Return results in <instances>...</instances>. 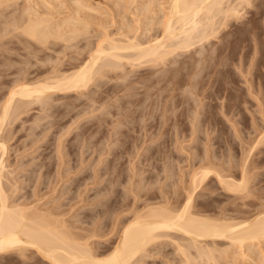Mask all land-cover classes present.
I'll use <instances>...</instances> for the list:
<instances>
[{"label": "rangeland", "instance_id": "obj_1", "mask_svg": "<svg viewBox=\"0 0 264 264\" xmlns=\"http://www.w3.org/2000/svg\"><path fill=\"white\" fill-rule=\"evenodd\" d=\"M43 1L44 0H0V16L2 19H4V17L5 19L7 18V20L4 19L5 22H3L4 20L1 21L2 19L0 18V28L5 30L8 22L15 20V17L13 19L14 14L15 16L19 14L20 16L18 18H20L21 15L25 18L26 14L23 13L25 12L24 8H26L27 6H29L27 7L28 9L32 7L34 8L32 9L33 11L37 10L35 11L37 12L36 14H40V12L42 14L47 11L44 15H42L44 17L47 16V13H50L54 10L51 13L55 14L50 15H56L55 19L60 20L64 19L63 17L66 18L67 15V17H69V15L71 14H76L75 18H81V16L83 15V13L82 15H78V13L70 12V10L72 11L71 5L75 3L76 0H55L56 2L54 0ZM52 1L54 4H56L55 6ZM81 1L82 3L85 1L84 5L89 7L91 6V10L88 9L90 11H87L86 8V13L89 12L91 13V15L93 13V15H95L96 17L101 15L99 16V20L100 17L101 19L105 20L102 24L95 18L94 20H96L99 24H97L94 20L93 22L91 21L92 24L90 23V26L92 27L89 26V28L90 30L92 28L93 32L92 30H88L89 32H87L86 34H81L80 36H77L78 38L75 37L72 43L71 41L69 42V45L64 41L56 40L55 43L57 45L52 42V44L49 45L50 47H47L48 51H46L47 49H43L41 52H39L40 47L38 48L37 44L33 41L32 43H35L36 45H31L30 40L27 42L26 39H28V37L23 36L26 39L24 40V44L22 43V39H24L22 37L23 34L21 33L22 35L20 36V33H18L20 31L18 29H12V27L8 25L9 27L8 29L6 28V31H8L10 28V30H12L11 34L6 33L5 35V31L2 32L4 35L0 34V64H2L0 65V77H2L0 78V101L7 94L6 92H8L13 80L15 81L21 77L23 78L24 75V77L29 79L31 78L33 80L36 79L37 76L38 78L39 76L41 78L42 75V77H44L52 69H57L61 72L65 69V71L72 70L71 68H74L76 64H79L84 59L86 60V57L89 56V50H91L92 52L93 48L95 47L94 45L98 42V38L101 39L106 32L109 33V36L113 37L116 35L115 38L117 36L119 38L120 35L118 33L119 31L121 32L120 29L125 28V25L122 24H124L126 21V23L130 21L128 24L133 31H135L136 27L138 26L135 22L136 20H140V26L146 27V21L148 22L147 27H149L150 25H154L150 26V29L146 27L148 30L141 28L142 30L144 29L145 31H147L148 34L147 32H144V34L142 30H138L139 33L142 31L141 34H138L137 32V38L140 41H145V39L149 40V36H151L150 38L152 39L155 36H159L162 32V29H160L159 27L160 21H162L164 18L162 17L164 11H167V5H163L167 2L165 0H154L155 2L152 0L151 6L149 4V2H151L150 0H132L131 3H129L130 0ZM41 2L42 4H44L43 6L41 4H38ZM248 2L249 3H247V5H245V3L243 2L241 6L239 5L240 7L238 6L239 14L235 15L237 16V18L231 16L230 20L227 21L228 23H226L227 25H223L222 28L220 27L215 36L210 37L209 40L203 41V43L201 44L199 43L192 45V48H177L176 50L178 51L175 50V52H172L173 54L170 53V55H167L168 58H165L164 61L157 63H151L148 61V63L146 61L144 62V59H142V62L138 61V64L136 63V61H131L132 63L134 62L133 64H131L130 60L128 61L126 60L127 58H125V60L123 59L121 61V63L123 62L122 66H120L121 70L119 67L118 70L115 69V71L112 70L109 72L104 68V70L102 69L103 71L101 70L102 72H106L102 73L103 76H101V74L99 75V77H97L98 75L96 74V80L93 79L94 82L89 83V85H91L89 86V88H87L88 91L87 89H85V91L82 89L83 92L82 90L57 91L50 93V95L48 94L49 97L46 94L43 95V97L40 98V101H33V103L29 102L30 104L24 103L26 110L24 107L21 109H23L25 113L21 112V116H19V114L16 119L12 121L14 122L13 124L11 122V124L7 125L8 128L5 126L9 130V132L8 130H5L3 132L8 147L6 152L7 168H5V171H9L8 173L10 174L12 172V174L10 175L6 173V171L5 176L7 177V179L10 176L9 179H11V181L13 180L12 178H15L13 181L16 180V185L19 186L18 188H16L17 191L15 190L16 192H14V194L10 197V199L8 198V200L26 204H29L30 202V204H35L34 206H36L40 210L42 209L44 211L46 208L47 211H51L50 213H55L56 215L58 214V216L63 214L59 217L64 220L67 219L65 222H67L70 227H77L78 229L76 228V230H81V228H83V230L86 229L88 231H96L95 237L93 236L92 240H95L98 243L97 245L101 247L104 245L112 244L116 239L117 234L119 233V229L121 228L124 221H126L127 218H131L133 214H135V210L137 212L142 209V206H146V204L148 205L150 202V204H157V202H163L165 201V199H170L169 203L173 204L177 201H183L187 194V188H189V190L191 189L190 187L192 183V175L197 170H199V168H202L204 164L207 165L208 168L211 167L210 169L219 168L217 170H214H216L221 176L223 175L222 178L230 180L231 178H233L234 182L236 181V183H239V181L242 180V177H246L244 179L246 180V183L244 181L242 182L245 183V187L239 188L238 190H231L225 187L224 183H220L219 179L214 176L215 174L213 175L211 173L201 182L200 185L197 186L198 188L196 187L197 189L194 191L195 200L193 199V207L191 208L193 212L196 211V213H198V211H200L199 214L204 215L205 213V215L214 217H222L227 215L226 217L228 218L235 217L237 219L239 218L238 220H241L243 218L245 219L249 217V215L253 216L260 211H264V1L248 0ZM9 3L15 6L11 7ZM160 3L162 5H160ZM18 4L20 5L18 6ZM51 4L53 7H51ZM66 4L69 6H67ZM146 4L147 6L149 5V8L146 7ZM38 5H40V7ZM136 6H138L139 8H137ZM144 6L146 10L148 9L147 11L142 8ZM58 7H60L61 9ZM17 8H19L20 10H17ZM44 8L47 9L44 10ZM120 8L122 11L120 10ZM48 9L51 11H49ZM58 9L59 11L61 10V12H59ZM137 9H140L138 10L139 13L136 12ZM21 10L22 14L19 13ZM118 10H120L119 13L117 12ZM125 10L126 12H123ZM144 10L146 11V13H144ZM83 11H85V8L81 10V12ZM94 11H98L99 15ZM154 12L157 14L155 15ZM120 13L124 16H122V18H125L124 23L123 20H121L122 18H120ZM124 13L126 15H124ZM134 13L136 15H134ZM138 14L139 16L137 17ZM73 15H71L70 17H74ZM152 20L153 24H149V22L152 23ZM106 21H108L110 24L108 22L106 23ZM2 22L4 25L2 24ZM133 22L136 24H134ZM100 23L104 25L105 28L100 25ZM131 23H133V26H131ZM65 27L66 26H64V30L66 31V29L68 28ZM93 27H95L96 29ZM114 31L115 34L113 33ZM129 31L131 30L129 29ZM133 31H131L132 33H130L133 34ZM111 32L113 33L112 35H110ZM98 33L100 35H102L103 33L104 34L100 36ZM141 35H143V37ZM144 35L145 37H147L145 38ZM75 40H78V43L76 42L77 45L74 43ZM173 41L175 40L172 39V42ZM25 42L31 45L33 49L31 47L29 49V45L28 48H25V46H27ZM89 43L91 44V47ZM205 43L207 44L205 45ZM51 46L53 47L51 48ZM9 50L12 53H10ZM200 51H202L203 53ZM71 58L73 60H71ZM181 59L184 61H182ZM197 60L199 61L197 62ZM193 61L196 63H193ZM7 62L10 63V66L12 62L14 63H12L11 69H9ZM5 64L6 66H4ZM21 71H25V73L23 72V74ZM157 73L159 74L156 75ZM120 75H122L123 77H121ZM109 77H111L112 79H109ZM129 77L131 78V80ZM140 79L142 81H140ZM157 79L159 80V82H157ZM98 80L101 83H99ZM116 81H118V83ZM191 83L193 84L190 87ZM127 84L129 87L128 91L125 89L127 88ZM192 87L194 90L192 89ZM201 90L205 92L203 93ZM124 92L127 94H125ZM180 92H183L182 95ZM94 94L97 95L95 96ZM171 96L173 97L171 98ZM46 100L48 104L45 103ZM126 100L131 107L127 105ZM146 101L148 103H146ZM42 102L45 105H42ZM112 102H114L115 104H113ZM169 102H172L173 104H170ZM170 106H172V109H170ZM200 106L202 107L200 108ZM166 107H168L167 110ZM114 108H117V110ZM162 110L166 112H163ZM198 110H200V112ZM195 112H197V114ZM152 113H156L157 115H154ZM169 113H171V115ZM193 115L197 120L194 119ZM150 116H152V119ZM198 116L200 117L198 118ZM117 117L119 118V121ZM36 120L40 121L38 122ZM110 120L114 122L110 123ZM131 120H134V122H132ZM137 120H141L140 123L139 121L135 122ZM164 120L166 121L167 125ZM129 121H131L132 124L129 123ZM121 124L124 126L121 127ZM197 125L199 126L197 127ZM117 126L118 128H116ZM129 126L132 127L130 128ZM107 127L110 129H108ZM97 128L99 129L97 130ZM115 128L118 130L114 131ZM108 132L111 135H109ZM9 134L11 136H9ZM107 135L109 139L111 138L109 141L107 139ZM137 135H139V137ZM87 138H90L93 141H90V139L88 140ZM88 143L93 145L91 146ZM148 144L150 145V147ZM154 146H156V148H154ZM206 146L209 150H207ZM205 148L207 151L205 150ZM104 151L106 153H104ZM61 152H63V154ZM100 154L101 157L99 156ZM96 160H98V162L100 161L99 164ZM113 161L115 164L111 163ZM130 163H132V165ZM111 167L115 168L113 169ZM207 167L205 166V168ZM37 169H40L41 171H38ZM112 170L114 171L111 175ZM166 170L168 171V173L166 172ZM95 173H97V175ZM130 177L131 180L129 179ZM107 178L109 180H107ZM140 179L143 181H141ZM18 180L21 181V183ZM35 181H37V183ZM4 182L7 193L9 195V183L7 181ZM23 184L25 185L23 186ZM103 184L106 187H104ZM140 186H142V188L144 186L145 187L141 189ZM63 189L64 192H62ZM104 189L107 190V193ZM99 191L101 195L98 194ZM95 195L99 196L96 197ZM14 196L17 199H15ZM23 198L27 202L24 201ZM35 201L37 203H35ZM132 203H134L135 205ZM89 210L91 211L89 212ZM116 219L118 222L116 221ZM80 226L81 228H79ZM89 228L91 230H89ZM97 231L100 233L99 236H97ZM101 234L104 236H102ZM168 238L163 237L153 245H149L151 247H147V251L149 252L147 254L149 255H147V257L145 255L143 258L146 261L145 264H171V262L172 264H174L173 262L175 261V264H177L179 261L181 262V264L184 263V259L181 258L180 253L178 254V251L175 249L176 244H174L173 240H170V238ZM227 241V239L219 238L217 239V244H215L216 246L220 245L217 247L224 248V246H227ZM202 243H204V241ZM261 245L264 246V243H262ZM251 246L252 249L255 248L256 252L261 250L258 248V244H255L256 247L254 245ZM174 249L176 250V252L174 251ZM231 249L232 251L234 249L233 252L235 253H233V255L231 254ZM231 249L229 251L231 252L229 253V257L228 255L227 257L224 256L225 258L221 256L223 257L221 259H225V261L228 259L226 261L228 263L218 258V264H251L252 260L250 258L247 259V257H242V255H238L236 253L238 252L237 248L236 251L235 248ZM191 250L194 251L193 248ZM168 253L170 254L168 255ZM262 253H264V250L261 251V254L258 253L259 256L264 255ZM3 254H0L2 255L0 256V264H32V262L33 264H47V262L43 258L42 260L39 255L32 252V249L14 250L12 252ZM235 254L238 255L237 258H235ZM256 254L257 253L253 254V256ZM170 255H172L173 257ZM178 258L181 260H178ZM254 258H256V256H254ZM260 258H262V256ZM239 259H241V261ZM229 260H231V262ZM261 260L264 261V259ZM242 261L243 263H241ZM195 262L196 264H201L204 261ZM185 264L191 263L188 262ZM252 264L255 263L252 262Z\"/></svg>", "mask_w": 264, "mask_h": 264}, {"label": "bare ground", "instance_id": "obj_2", "mask_svg": "<svg viewBox=\"0 0 264 264\" xmlns=\"http://www.w3.org/2000/svg\"><path fill=\"white\" fill-rule=\"evenodd\" d=\"M45 1V0H44ZM43 1V2H44ZM48 1V0H46ZM55 1V0H54ZM81 1V0H80ZM75 1V3H73L70 7L72 9V11L70 10V12H74V13H78L82 15L81 18L76 17V14H71L74 17H70L71 15H69V17L66 16L63 17L64 19H55L54 15H50V14H55V13H51L53 11H51L50 13H47L44 17L42 15H44L45 13L40 12V14H36L37 10L33 11L32 7H30L29 9L27 7L24 8L25 12L23 14H26V17H21L18 18L20 15L17 14V16H13V19L15 17V20L8 22V25L12 27V29H18L20 32V36L22 35V37H28V39L24 38L23 40V44H24V40L26 39L27 42L30 40L31 41V45L33 44H37V47L39 48V52H41L43 49H47L46 51H48L47 47H50L49 45L56 42V40H61L64 41L65 43H67L69 45V42L73 41V39L77 36H80L81 34H86L87 32L91 31L93 32V29L89 28L91 21L93 22V20L96 18V20H99V15L98 11L95 12L96 14H98L99 16L96 17L95 15H91V13H86L87 11H90L91 6H86L84 5V2L82 3V1ZM132 0H130L129 3H131ZM135 1V0H134ZM133 1V2H134ZM151 2H149L150 6L152 3V0H150ZM154 1V0H153ZM167 1L166 4L164 3L163 5H167L166 9L164 11V14L162 17L163 20L160 21V29H162L161 34L159 36H155L154 38H150L151 36H149V40L145 39V35H144V39L145 41H140L137 38V32L138 30H142L141 28H144L146 30L150 29V26H154V25H150L149 27H147V21L146 24L144 26H140L139 21L136 20L135 22L137 23V27L136 30L133 31L131 29V27L129 26V22L128 23H124V19L122 18V14L120 13V18H122L121 20H123L122 25H125V28L122 29H127V30H121V32L119 31V35L120 37L118 38V36L115 38V36H109L108 32H106L104 34V36L100 39L98 37L102 36H98V42L97 44H95L93 47V50L91 52V50H89L90 52H88V57H86V60H82V62H80L79 64H76L74 68H71L72 70H68V71H63L62 72L60 70L57 69H52L51 71L53 72H49L47 75H45L44 73V77L38 76L36 77V79H29L24 77L23 78H19L18 80H13L8 92H6L7 94L4 96V98L0 101L1 105H0V254L3 253H8V252H12L14 250H22V249H32V252L36 253L37 255H39L41 257V259L43 258L47 264H145L146 261L143 259L144 256L149 255L147 253H149L147 251V247L149 245H153L154 243L158 242L159 239H162L163 237H169L170 240L174 241V244H176L175 249L178 251V254L180 253L181 258L184 259V263H195V261L199 262V261H204L201 264L205 263V264H218L217 260L218 258H223L224 256L229 257V252L231 248H235V251L237 250L238 252H236L238 255H242V257H247L250 258L252 260V262H254L255 264H261L262 261L261 259H264V255H260L261 251L264 250V246H262L261 244L264 243V211H260L258 213H256L253 216L247 217V218H243L241 220H238L237 218H228L226 216H222V217H214V216H208V215H204L203 214H199L200 211H198V213H196V211H192V207H193V199H194V191L198 188L197 186L201 184V182L211 173L216 176L220 183H224L225 187H227L228 189L231 190H235V189H239L242 187H245V178L242 177V180L239 181V183L236 181L234 182L233 178L230 179H225L222 178V176L216 171L219 168H213L210 169L211 167H207V165L202 166V168H199V170H195L196 172L192 175V183H191V189L189 190V188H187V194L185 196V199L181 202H176V203H169V200L163 201V202H157V204H146V206H142L143 208L140 209L139 211L136 212L135 210V214H133V216L131 218H127L126 221H124V223L122 224L121 228L119 229V233L117 234L116 239L113 241L112 244L110 245H104L99 247L97 244V242L95 240H92L93 236L95 237V233L96 231H88V230H83V228H81V226L79 228H81V230H76V228H72L69 226V224L67 222H65L66 220L60 218L58 214L56 215L55 213H50L51 211H47L46 208L43 211L42 209H38L36 206H34L32 203L30 204H26V203H21V202H12L10 200H8V198L10 199V197L14 194V192H16V188H18L19 186L16 185V180L13 181L15 178H12L13 180L11 181V179H7V177L5 176V168L6 167V152H7V143H6V138L4 135V131L8 130L7 125L11 124V122L13 120L16 119V117L19 115L21 116V112L25 113L23 111V109L21 108H25L26 107L24 105V103H33V101H37V100H41L40 98L43 97V95H50V93L53 92H59V91H70V90H77V91H81L82 89L85 91V89L89 88V83H93V79L96 80V74L98 75L97 77H99V75H101L102 73H106V72H102L104 70V68L106 70H108L109 72L117 69L122 66L121 61L125 58H127L126 60H130V63L133 64L131 61H136V63L138 64L139 62H142V59H144V62H161L164 61L165 58H168L167 55H170V53L175 52V50L177 48H189V47H193L192 45L194 44H201L203 43V41H207L209 40L210 37L215 36L219 30V28L224 25H227L226 23H228L227 21L230 20V17L234 16L237 18V16L239 13V9L238 6L241 4H243V2L245 3V5H247V3L251 2L248 0H165ZM264 1V0H262ZM56 2V1H55ZM147 2V3H148ZM155 2V1H154ZM153 2V3H154ZM26 3V2H25ZM53 3V1H52ZM65 3V2H64ZM71 3V2H70ZM117 3V1H116ZM145 3V2H144ZM162 3V2H161ZM160 3V5H162ZM10 4V3H9ZM16 4V3H15ZM29 4V3H27ZM41 4L42 6L44 4ZM54 4V3H53ZM68 4V2H67ZM66 4V5H67ZM127 4V3H126ZM135 4V3H134ZM140 4V2H139ZM142 4V3H141ZM157 4V3H156ZM17 5V4H16ZM20 4H18L19 6ZM56 4H54L55 6ZM145 5V4H143ZM142 5V6H143ZM158 5V4H157ZM11 7L15 6L13 4H10ZM9 6V7H10ZM31 6V5H30ZM40 7V5H38ZM46 6V5H45ZM69 6V5H67ZM93 6V5H92ZM126 6V5H125ZM140 6V5H139ZM239 6V7H240ZM244 6V5H243ZM251 6V5H250ZM2 7V6H1ZM34 7V6H33ZM47 7V6H46ZM51 7L52 4H51ZM69 7V8H70ZM116 7V6H115ZM121 7V6H118ZM137 8H139L138 6H136ZM146 7L149 8V5ZM153 7V6H152ZM156 7V6H155ZM255 7V6H254ZM20 8V7H19ZM17 8V10L19 9ZM36 8V7H35ZM38 8V7H37ZM50 8V7H49ZM60 8V7H58ZM85 8V11L81 12L82 9ZM87 8V11H86ZM95 8V7H94ZM146 10L145 6L142 7ZM165 8V6H164ZM47 8H44V10ZM61 9V8H60ZM90 9V10H88ZM141 9V8H140ZM137 9V13L138 10ZM152 9V8H151ZM162 9V7H161ZM241 9V8H240ZM14 10V8H13ZM15 10V11H17ZM20 10V9H19ZM43 10V9H41ZM56 10V9H55ZM97 10V9H96ZM112 10V9H111ZM117 10V9H116ZM121 10V8H120ZM118 10L117 12L119 13ZM144 10V11H145ZM148 10V9H147ZM146 10V11H147ZM254 10V9H253ZM59 11V9H58ZM69 11V9H68ZM107 11V10H106ZM105 11V12H106ZM122 11V10H121ZM135 11V10H134ZM146 11L144 13H146ZM150 11V10H149ZM162 11V10H160ZM61 12V10L59 11ZM81 12V13H79ZM100 12V11H99ZM102 12V11H101ZM103 12V13H105ZM123 12H126L123 11ZM13 13V12H12ZM18 13V12H17ZM20 14H22V10L19 12ZM85 13V14H84ZM102 13V14H103ZM107 13V12H106ZM113 13V12H112ZM116 13V11H115ZM155 13V12H154ZM154 13H153V17H154ZM160 13V12H159ZM162 13V12H161ZM1 14V13H0ZM49 14V16H48ZM58 14V13H57ZM101 14V13H100ZM141 14V13H140ZM157 13H155L156 15ZM60 15V13H59ZM109 15V14H108ZM124 15H126L124 13ZM134 15H136L134 13ZM94 16V17H92ZM113 16V15H112ZM139 16V14L137 15V17ZM59 17V16H58ZM119 17V15H118ZM124 17V16H123ZM146 17V16H145ZM151 17V16H150ZM1 18V16H0ZM54 18V19H53ZM98 18V19H97ZM117 18V17H116ZM115 18V19H116ZM157 18V17H156ZM2 19V18H1ZM5 19V17H4ZM4 19H2L1 21H3ZM137 19V18H136ZM140 19V18H138ZM149 19V18H148ZM7 20V18L5 19ZM5 20L3 22H5ZM94 20L96 23L97 21ZM105 20V19H104ZM103 19H101L99 22H101L103 24ZM114 20V19H113ZM112 20V22H113ZM118 20V19H117ZM129 20V19H128ZM155 20V19H154ZM138 21V22H137ZM149 21V20H148ZM2 22V24H3ZM108 21H106L107 23ZM119 22V21H118ZM145 22V21H144ZM100 23V25H102ZM109 23V22H108ZM122 23V22H121ZM134 23V22H133ZM131 23V26H133ZM134 23V24H136ZM1 24V25H2ZM6 24V23H5ZM92 24V23H91ZM99 24V23H97ZM105 24V23H104ZM110 24V23H109ZM116 24V23H115ZM142 24V23H141ZM149 24H153V20L152 23L149 22ZM155 24V23H154ZM158 24V23H157ZM253 24V23H252ZM4 25V24H3ZM7 25V24H6ZM5 25V27H6ZM7 25V29L8 26ZM66 26L68 29H66V31L64 30V26ZM94 25V24H93ZM99 25V26H100ZM106 25V24H105ZM112 25V23H111ZM104 27V25H102ZM159 26V25H158ZM157 26V27H158ZM250 26V25H249ZM4 27V26H3ZM2 27V28H3ZM4 27V28H5ZM65 27V28H66ZM92 27V26H90ZM96 27V25H95ZM93 27V28H95ZM124 27V26H122ZM133 27V28H135ZM156 27V28H157ZM1 29L0 34L2 35L3 31H5V35L6 33H10L11 31L10 28L8 31H6L7 29ZM89 28V29H88ZM105 28V27H104ZM117 28V27H116ZM96 29V28H95ZM102 29V28H101ZM107 29V28H106ZM129 29L131 31H133V34H131L132 32L129 31ZM142 30L143 33L147 32L145 30ZM153 29V28H152ZM89 30V31H88ZM103 31V30H102ZM109 31V30H108ZM141 31V32H142ZM156 31V30H155ZM252 31V30H251ZM131 32V33H130ZM141 32L138 34H141ZM150 32V31H149ZM160 32V31H159ZM17 33V34H18ZM22 33V34H21ZM115 34V31L113 32ZM112 32L110 33V35L113 34ZM130 33V35H129ZM3 34V35H4ZM96 34V33H95ZM145 34V33H144ZM148 34V32H147ZM225 34V33H224ZM88 35V34H87ZM156 35V33H155ZM83 36V35H82ZM86 36V35H85ZM97 36V35H96ZM140 36V35H139ZM143 37V35H141ZM154 36V35H153ZM1 37V36H0ZM3 38V37H2ZM78 38V37H77ZM76 38V39H77ZM80 38V37H79ZM216 38V37H215ZM72 39V40H71ZM143 39V40H144ZM172 39L175 40L172 42ZM79 40V39H78ZM77 40V41H78ZM170 40V41H169ZM35 42V43H32ZM75 40V44L77 42ZM95 41V40H94ZM93 41V42H94ZM27 42H25V44H27ZM226 42V41H225ZM228 42V41H227ZM15 43V41H14ZM70 43V44H71ZM73 43V44H74ZM78 43V42H77ZM209 43V42H208ZM223 43V42H222ZM221 43V44H222ZM10 44V43H9ZM35 44V45H36ZM56 44V43H55ZM64 44V43H62ZM207 43H205L206 45ZM28 45L25 46V48H28ZM29 45V49L30 47L32 48V46ZM54 45V44H53ZM57 45V44H56ZM72 45V44H71ZM77 45V44H76ZM90 47L91 44L89 43ZM88 45V46H89ZM1 46V45H0ZM4 46V45H3ZM7 46V45H6ZM16 46V45H15ZM55 46V45H54ZM64 46V45H63ZM87 46V47H88ZM212 46V45H211ZM35 47V46H34ZM53 46H51L52 48ZM69 47V46H68ZM67 47V48H68ZM89 47V48H90ZM214 47V46H213ZM224 47V46H223ZM9 48V47H8ZM11 48V47H10ZM13 48V46H12ZM204 48V47H202ZM27 49V50H29ZM33 49V48H32ZM31 49V50H32ZM37 49V48H35ZM55 49V48H54ZM53 49V50H54ZM57 49V48H56ZM92 49V48H91ZM50 50V49H49ZM202 50V49H201ZM205 50V49H204ZM215 50V49H214ZM66 51V48H65ZM86 51V50H85ZM128 51V52H127ZM178 51V50H176ZM10 52V50H9ZM24 52V51H23ZM31 52V51H30ZM57 52V51H56ZM198 52V51H196ZM202 52V51H200ZM211 52V50H210ZM214 52V51H213ZM212 52V53H213ZM2 53V52H1ZM12 53V52H10ZM25 53V52H24ZM45 53V52H44ZM79 53V52H78ZM203 53V52H202ZM7 54V53H6ZM33 54V53H32ZM38 54V53H37ZM173 54V53H172ZM178 54V53H177ZM209 54V53H208ZM2 55V54H1ZM24 55V54H22ZM31 55V54H30ZM65 55V53H64ZM201 55V54H200ZM205 55V53H204ZM203 55V56H204ZM215 55V54H214ZM17 56V55H16ZM34 56V55H33ZM73 56V55H72ZM172 56V55H171ZM177 56V55H176ZM179 56V55H178ZM181 56V55H180ZM202 56V57H203ZM3 57V56H2ZM21 57V55H20ZM37 57V55H36ZM35 57V58H36ZM74 57V56H73ZM188 57V56H187ZM29 58V56H28ZM27 58V59H28ZM41 58V57H40ZM68 58V57H67ZM78 58V57H77ZM76 58V59H77ZM172 58V57H171ZM210 58V56H209ZM47 59V58H46ZM69 59V58H68ZM174 59V58H173ZM185 59V58H183ZM3 60V59H1ZM48 60V59H47ZM71 60H73L71 58ZM141 60V61H140ZM182 60V59H181ZM23 61V60H22ZM49 61V60H48ZM70 61V60H69ZM139 61V62H138ZM168 61V60H166ZM177 61V60H176ZM184 61V60H182ZM195 61V60H194ZM193 63H196L194 62ZM199 60H197L198 62ZM201 61V59H200ZM204 61V60H203ZM210 61V60H209ZM6 62V61H5ZM4 62V63H5ZM58 62V61H57ZM77 62V61H76ZM148 62V63H149ZM173 62V61H172ZM191 62V61H190ZM1 63V62H0ZM3 63V64H4ZM8 63V62H7ZM13 63V62H12ZM11 63V66H12ZM28 63V62H27ZM31 63V62H30ZM56 63V62H55ZM54 63V64H55ZM174 63V62H173ZM179 63V62H178ZM192 63V64H193ZM200 63V62H199ZM205 63V62H203ZM209 63V62H208ZM14 64V63H13ZM53 64V65H54ZM61 64V63H60ZM130 64V66H131ZM159 64V63H158ZM171 64V63H170ZM169 64V65H170ZM185 64V63H184ZM2 65V64H0ZM20 65V64H19ZM33 65V64H32ZM41 65V64H40ZM175 65V64H174ZM177 65V64H176ZM6 66V64L4 65ZM9 69H11L10 63H8ZM24 66V65H22ZM38 66V65H37ZM72 66V65H70ZM124 66V65H123ZM135 66V64H134ZM133 66V67H134ZM156 66V65H155ZM182 66V65H181ZM190 66V65H189ZM18 67V66H17ZM21 67V66H20ZM59 67V66H58ZM61 67V66H60ZM66 67V66H65ZM137 67V66H136ZM163 67V66H162ZM174 67V66H173ZM3 68V66H2ZM5 68V67H4ZM26 68V67H25ZM24 68V69H25ZM41 68V67H40ZM56 68V67H55ZM125 68V67H124ZM176 68V66H175ZM191 68V67H190ZM7 69V67H6ZM19 69V68H18ZM23 69V70H24ZM61 69V68H60ZM103 69V70H102ZM123 69V68H122ZM163 69V68H162ZM170 69V68H169ZM173 69V68H172ZM20 70V69H19ZM27 70V68H26ZM31 70V69H30ZM57 70V71H56ZM102 70V71H101ZM121 70V67H120ZM124 70V69H123ZM174 70V69H173ZM184 70V68H183ZM187 70V69H186ZM6 71V70H5ZM28 71V70H27ZM26 71V72H27ZM159 71V70H157ZM182 71V70H181ZM220 71V70H219ZM7 72V71H6ZM22 72V71H21ZM25 73V71H23ZM22 72V73H23ZM123 72V71H122ZM155 72V71H154ZM165 72V71H162ZM161 72V74H162ZM172 72V71H171ZM13 73V71H12ZM23 73V74H24ZM47 73V72H46ZM130 73V72H128ZM219 73V72H218ZM119 74V73H118ZM117 74V75H118ZM159 73H157L156 75H158ZM168 74V73H167ZM177 74V73H176ZM196 74V73H195ZM3 75V74H2ZM20 75V74H19ZM18 75V76H19ZM115 75V74H114ZM123 75V73H122ZM122 75H120L121 77H123ZM153 75V74H152ZM165 75V73H164ZM173 75V74H172ZM17 76V74H16ZM30 76V75H29ZM103 76V74L101 75ZM105 76V75H104ZM148 76V75H147ZM188 76V75H187ZM108 77V76H106ZM112 77V76H111ZM111 77H109V79H112ZM156 77V76H155ZM165 77V76H164ZM168 77V75H167ZM166 77V78H167ZM173 77V76H171ZM177 77V75H176ZM192 77V76H191ZM194 77V76H193ZM2 78V77H0ZM118 78V77H116ZM130 78V77H129ZM161 78V77H160ZM188 78V77H186ZM100 79V78H98ZM122 79V78H121ZM134 79V77H133ZM152 79V77H151ZM162 79V78H161ZM116 80V79H115ZM118 80V79H117ZM120 80V79H119ZM128 80V79H127ZM131 80V78H130ZM158 80V79H157ZM188 80V79H187ZM12 81V80H11ZM102 81V80H101ZM104 81V80H103ZM125 81V80H122ZM140 81H142L140 79ZM170 81V80H169ZM96 82V81H95ZM99 82V80H98ZM118 83V81H116ZM121 82V81H120ZM132 82V81H131ZM156 82V81H155ZM159 82V80L157 81ZM165 82V80H164ZM172 82V81H171ZM192 82V81H191ZM200 82V81H199ZM6 83V82H5ZM101 83V82H99ZM98 83V84H99ZM105 83V82H104ZM116 83V85H117ZM124 83V82H123ZM148 83V82H147ZM167 83V82H166ZM122 84V83H119ZM125 84V83H124ZM143 84V83H142ZM193 83H191L190 87L192 86ZM106 85V84H105ZM135 85V84H134ZM93 86V85H92ZM148 86V85H147ZM197 86V83H196ZM204 86V85H203ZM108 87V86H107ZM123 87V86H122ZM136 87V86H135ZM151 87V86H150ZM94 88V87H93ZM116 88V87H115ZM114 88V89H115ZM125 88V87H124ZM128 84H127V88H125L128 91ZM152 88V87H151ZM149 88V89H151ZM166 88V87H165ZM181 88V87H180ZM98 89V88H97ZM112 89V88H111ZM172 89V88H171ZM193 89V87H192ZM82 90V92H83ZM158 90V89H157ZM194 90V89H193ZM191 90V91H193ZM198 90V89H197ZM88 91V89H87ZM185 91V90H184ZM202 91V90H201ZM81 92V93H82ZM109 92V91H108ZM118 92V91H117ZM116 92V93H117ZM126 92V91H125ZM124 92V93H125ZM149 92V91H148ZM163 92V91H162ZM203 92V91H202ZM205 92V91H204ZM203 92V93H204ZM86 93V92H85ZM92 93V92H91ZM95 93V92H93ZM131 93V92H130ZM160 93V92H159ZM181 93V92H180ZM183 93V92H182ZM181 93V95H182ZM215 93V92H214ZM217 93V92H216ZM102 94V93H101ZM127 94V93H125ZM175 94V93H174ZM88 95V94H87ZM95 95V94H94ZM97 95V94H96ZM95 95V96H96ZM134 95V93H133ZM136 95V94H135ZM173 95V94H172ZM180 95V94H179ZM180 95V96H181ZM46 96V97H47ZM78 96V95H77ZM80 96V95H79ZM101 96V95H100ZM129 96V95H128ZM147 96V95H146ZM214 96V95H213ZM49 97V96H48ZM87 97V96H86ZM89 97V96H88ZM127 97V96H125ZM134 97V96H133ZM145 97V96H144ZM148 97V96H147ZM173 96H171L172 98ZM45 98V96H44ZM91 98V97H90ZM98 98V97H97ZM119 98V97H118ZM117 98V99H118ZM121 98V97H120ZM142 98V97H141ZM187 98V97H186ZM28 99H32V100H28ZM88 99V98H87ZM93 99V98H92ZM91 99V100H92ZM115 99V98H114ZM129 99V97H128ZM137 99V98H136ZM170 99V98H169ZM174 99V98H173ZM172 99V100H173ZM176 99V98H175ZM28 100V101H27ZM45 100V99H43ZM89 100V99H88ZM101 100V99H100ZM142 100V99H141ZM147 100V99H145ZM152 100V99H151ZM157 100V99H156ZM118 101V100H117ZM127 101V100H126ZM130 101V100H129ZM150 101V100H149ZM158 101V100H157ZM168 101V100H166ZM30 102V103H29ZM100 102V101H99ZM136 102V101H135ZM143 102V101H142ZM151 102V101H150ZM159 102V101H158ZM178 102V101H177ZM41 103V102H40ZM43 103V102H42ZM47 103V100L46 102ZM73 103V102H72ZM113 104H115L114 102H112ZM146 103H148L146 101ZM155 103V102H153ZM164 103V102H163ZM162 103V104H163ZM170 103V102H169ZM172 103V102H171ZM170 103V104H171ZM260 103V102H259ZM48 104V103H47ZM71 104V103H70ZM135 104V103H134ZM140 104V103H139ZM142 104V103H141ZM144 104V103H143ZM152 104V103H151ZM173 104V103H172ZM261 104V103H260ZM24 105V106H23ZM42 105H45L44 103ZM55 105V104H54ZM127 105L130 106V104H128L127 101ZM202 105V104H201ZM53 106V103H52ZM148 106V104H147ZM155 106V105H154ZM153 106V107H154ZM158 106V105H157ZM223 106V105H222ZM110 107V105H109ZM125 107V105H124ZM144 107V106H143ZM152 107V108H153ZM159 107V106H158ZM165 107V106H164ZM163 107V108H164ZM172 106H170V109ZM197 107V106H196ZM202 106H200L201 108ZM228 107V106H227ZM105 108V106H104ZM112 108V107H111ZM147 108V107H146ZM168 107H166L167 110ZM204 108V107H203ZM117 110V108H114ZM120 109V107H119ZM124 109V108H123ZM138 109V108H137ZM162 109V107H161ZM209 109V108H208ZM103 110V109H102ZM106 110V109H104ZM127 110V108H126ZM151 110V109H150ZM160 110V109H159ZM157 110V111H159ZM169 110V109H168ZM197 110V108H196ZM112 111V110H111ZM120 111V110H119ZM149 111V110H148ZM152 111V110H151ZM150 111V112H151ZM163 111V110H162ZM174 111V110H173ZM172 111V112H173ZM200 112V110H198ZM102 112V111H101ZM115 112V111H114ZM154 112V111H153ZM166 112V111H163ZM162 112V113H163ZM169 112V111H168ZM171 112V113H172ZM109 113V112H107ZM128 113V112H127ZM143 113V112H142ZM148 113V112H147ZM161 113V112H159ZM171 113H169L171 115ZM175 113V112H174ZM197 114V112H195ZM122 114V113H121ZM151 114V113H149ZM154 114V113H152ZM156 114V113H155ZM154 114V115H155ZM195 114V116H196ZM206 114V113H205ZM112 115V114H111ZM117 115V113H116ZM120 115V114H119ZM118 115V116H119ZM128 115V114H127ZM131 115V114H130ZM139 115V114H138ZM143 115V114H142ZM146 115V114H145ZM157 115V114H156ZM160 115V114H159ZM173 115V114H172ZM202 115V114H200ZM106 116V115H105ZM104 116V118H105ZM108 116V115H107ZM132 116V115H131ZM147 116V115H146ZM153 116V115H152ZM152 116L151 119H152ZM169 116V115H168ZM174 116V115H173ZM100 117V115H99ZM123 117V116H122ZM126 117V116H125ZM124 117V118H125ZM130 117V116H129ZM194 117V115H193ZM200 116H198L199 118ZM118 118V117H117ZM127 118V117H126ZM139 118V117H138ZM204 118V117H203ZM35 119V118H34ZM37 119V118H36ZM110 119V118H109ZM130 119V118H128ZM141 119V118H140ZM145 119V117H144ZM194 119H196L194 117ZM107 120V119H106ZM117 120V119H116ZM167 120V119H166ZM197 120V119H196ZM35 121V120H34ZM38 121V120H36ZM40 121V120H39ZM38 121V122H39ZM119 121V118H118ZM127 121V120H126ZM132 122H134V120H131ZM131 121H129V123H131ZM140 123L141 120H137L135 122ZM148 121V120H147ZM146 121V122H147ZM160 121V120H159ZM165 121V120H164ZM17 122V121H16ZM89 122V121H88ZM99 122V121H98ZM114 122V121H113ZM110 120V123H113ZM195 122V121H194ZM14 122H12L13 124ZM97 123V122H96ZM101 123V120H100ZM122 123V122H121ZM127 123V122H126ZM145 123V122H144ZM154 123V122H153ZM163 123V121H162ZM166 123V121H165ZM203 123V122H202ZM85 124V123H84ZM88 124V123H87ZM115 124V123H114ZM124 124V123H123ZM132 124V123H131ZM151 124V123H150ZM149 124V125H150ZM200 124V123H199ZM36 125V123H35ZM81 125V124H80ZM86 125V124H85ZM96 125V124H95ZM103 125V124H102ZM112 125V124H110ZM117 125V124H116ZM134 125V124H133ZM141 125V124H140ZM160 125V123H159ZM162 125V124H161ZM167 125V123H166ZM191 125V123H190ZM196 125V124H195ZM7 128H6V127ZM84 126V125H82ZM98 126V125H97ZM101 126V125H100ZM114 126V125H113ZM112 126V127H113ZM120 126V125H119ZM124 125L121 124V127H123ZM128 126V125H127ZM139 126V125H138ZM199 125H197L198 127ZM202 126V125H201ZM92 127V126H91ZM106 127V126H105ZM120 127V128H121ZM130 127V126H129ZM132 127V126H131ZM130 127V128H131ZM150 127V126H149ZM6 128V129H5ZM108 128V127H107ZM106 128V129H107ZM118 128V126L116 127ZM118 130V129H116ZM119 128V129H120ZM128 128V127H127ZM139 128V127H138ZM146 128V127H145ZM152 128V126H151ZM163 128V127H162ZM172 128V126H171ZM99 128H97L98 130ZM103 129V128H101ZM110 129V128H108ZM195 129V128H192ZM45 130V129H44ZM89 130V129H87ZM121 130V129H120ZM161 130V129H160ZM200 130V129H199ZM100 131V130H99ZM109 131V130H108ZM112 131V128H111ZM113 131V132H114ZM138 131V130H137ZM140 131V130H139ZM142 131V130H141ZM149 131V130H148ZM151 131V130H150ZM156 131V130H155ZM174 131V130H173ZM9 132V130H8ZM78 132V131H77ZM95 132V130H94ZM93 132V133H94ZM105 132V131H104ZM110 132V131H109ZM108 132V133H109ZM111 132V133H113ZM145 132V131H144ZM147 132V131H146ZM159 132V131H158ZM166 132V131H164ZM79 133V132H78ZM127 133V132H126ZM163 133V132H161ZM193 133V132H192ZM195 133V132H194ZM7 134V131H6ZM77 134V133H76ZM90 134V133H89ZM88 134V135H89ZM105 134V133H104ZM120 134V133H119ZM159 134V133H156ZM168 134V133H167ZM95 135V134H93ZM109 135H111L109 133ZM7 136V135H6ZM9 136H11L9 134ZM86 136V134H85ZM114 136V135H113ZM117 136V135H116ZM139 137V135H137ZM79 137V136H78ZM92 137V136H91ZM90 137V138H91ZM108 137V135H107ZM137 137V139H138ZM143 137V136H142ZM152 137V136H151ZM262 137V136H261ZM82 138V137H81ZM80 138V139H81ZM89 138V139H90ZM94 138V137H93ZM113 138V137H112ZM121 138V137H120ZM131 138V137H130ZM144 138V137H143ZM163 138V137H162ZM165 138V137H164ZM85 139V137H84ZM88 139V138H87ZM88 139V140H89ZM108 141L111 139H109V137L107 138ZM106 139V140H107ZM115 139V138H114ZM119 139V138H118ZM261 139V138H260ZM92 139H90L91 141ZM159 140V139H158ZM8 141V139H7ZM61 141V140H60ZM93 141V140H92ZM119 141V140H117ZM124 141V140H123ZM132 141V140H131ZM135 141V140H134ZM138 141V140H137ZM142 141V140H141ZM261 141V140H260ZM89 142V141H88ZM152 142V141H151ZM259 142V141H258ZM119 143V142H118ZM117 143V145H118ZM125 143V142H124ZM134 143V142H133ZM150 143V142H149ZM59 144V143H58ZM89 145H93L88 143ZM97 144V143H96ZM107 144V141H106ZM109 144V143H108ZM115 144V143H114ZM135 144V143H134ZM143 144V143H142ZM153 144V143H152ZM131 145V144H130ZM140 145V144H139ZM149 145V144H148ZM98 146V145H97ZM112 146V144H111ZM133 146V145H132ZM142 146V145H141ZM157 146V145H156ZM156 146H154V148H156ZM99 147V146H98ZM114 147V146H113ZM122 147V146H121ZM135 147V146H134ZM137 147V146H136ZM139 147V146H138ZM143 147V146H142ZM150 147V145H149ZM148 147V148H149ZM92 148V147H91ZM100 148V147H99ZM124 148V147H123ZM153 148V147H152ZM169 148V147H168ZM207 148V146H206ZM205 148V150H206ZM94 149V148H93ZM106 149V148H105ZM121 149V148H120ZM140 149V148H138ZM150 149V148H149ZM162 149V148H161ZM164 149V148H163ZM182 149V148H181ZM60 150V149H58ZM137 150V149H136ZM145 150V149H144ZM147 150V149H146ZM167 150V149H166ZM207 150H209L207 148ZM206 150V151H207ZM97 151V149H96ZM131 151V150H130ZM134 151V150H133ZM111 152V151H110ZM148 152V151H147ZM156 152V151H155ZM169 152V151H168ZM60 153V152H59ZM63 154V152H61ZM104 153H106L104 151ZM141 153V152H140ZM61 154V155H62ZM115 154V153H114ZM120 154V153H119ZM118 154V157H119ZM136 154V153H134ZM154 154V153H153ZM166 154V153H165ZM60 155V156H61ZM116 155V154H115ZM140 155V154H139ZM147 155V153H146ZM101 157V154L99 155ZM103 156V155H102ZM132 156V155H131ZM134 156V155H133ZM136 156V155H135ZM145 156V155H144ZM166 156V155H165ZM99 157V158H100ZM109 157V156H108ZM115 157V156H114ZM141 157V156H140ZM23 158V157H22ZM21 158V159H22ZM105 158V157H104ZM107 158V157H106ZM132 158V157H131ZM150 158V157H149ZM168 158V157H167ZM130 159V158H129ZM155 159V158H154ZM101 160V159H99ZM104 160V159H103ZM113 160V159H112ZM138 160V159H137ZM18 161V160H17ZM21 161V160H20ZM98 162V160H96ZM105 161V160H104ZM102 161V162H104ZM108 161V160H107ZM115 161V159H114ZM111 162V163H114ZM139 161V160H138ZM137 161V162H138ZM169 161V160H168ZM100 162V161H99ZM98 162V164H99ZM145 162V161H144ZM133 163V162H132ZM132 163H130L132 165ZM211 163V162H210ZM10 164V163H9ZM35 164V163H34ZM96 164V163H95ZM94 164V165H95ZM115 164V163H114ZM36 165V164H35ZM105 165V164H104ZM111 165V164H110ZM139 165V163H138ZM143 165V164H142ZM32 166V165H31ZM37 166V165H36ZM98 166V165H97ZM96 166V167H97ZM112 166V165H111ZM115 166V165H114ZM200 166V167H201ZM205 166L207 168H205ZM213 166V165H211ZM30 167V166H29ZM43 167V166H42ZM104 167V166H103ZM133 167V166H132ZM131 167V169H132ZM204 167V168H203ZM31 168V167H30ZM38 168V167H36ZM94 168V167H93ZM110 168V167H109ZM113 168V167H111ZM115 168V167H114ZM113 168V169H114ZM23 169V168H22ZM26 169V168H25ZM130 169V170H131ZM216 169V170H214ZM245 169V168H243ZM242 169V170H243ZM9 170V169H8ZM38 170V169H37ZM40 170V169H39ZM38 170V171H39ZM94 170V169H92ZM11 171V170H10ZM13 171V170H12ZM35 171V170H34ZM41 171V170H40ZM97 171V170H96ZM114 170H112L111 175L113 173ZM9 171H7L6 173H8ZM33 172V171H32ZM130 172V171H129ZM132 172V171H131ZM166 172L168 173V171L166 170ZM220 172V171H219ZM94 173V172H93ZM109 173V172H108ZM244 173V172H243ZM10 174V173H8ZM12 174V172H11ZM10 174V175H11ZM30 174V172H29ZM34 174V173H33ZM97 175V173H95ZM93 175V174H92ZM95 175V178H96ZM108 175V174H107ZM170 175V174H169ZM24 176V175H23ZM36 176V175H35ZM110 176V175H109ZM142 176V175H141ZM153 176V175H152ZM13 177V176H12ZM17 177V176H16ZM29 177V176H28ZM31 177V176H30ZM24 178V177H23ZM35 178V177H34ZM37 178V177H36ZM109 178V177H108ZM107 178V180H109ZM141 178V177H140ZM154 178V177H153ZM131 180V177L129 178ZM143 179V178H142ZM36 180V179H35ZM80 180V179H79ZM103 180V179H102ZM139 180V179H138ZM141 180V179H140ZM147 180V179H146ZM151 180V179H150ZM4 181H7L9 183V195L7 193V189L4 185ZM11 181V182H10ZM19 181V180H18ZM17 181V182H18ZM143 181V180H141ZM191 181V180H190ZM245 183H242V182ZM13 182V183H12ZM21 183V181H19ZM37 183V181H35ZM34 182V183H35ZM41 182V181H40ZM79 182V181H78ZM103 182V181H102ZM147 182V181H146ZM27 183V182H26ZM30 183V182H29ZM111 183V182H110ZM141 183V182H140ZM28 184V183H27ZM143 184V183H142ZM19 185V184H18ZM25 184H23L24 186ZM77 186V185H76ZM104 186V184H103ZM138 186V185H137ZM146 186V185H145ZM144 186V187H145ZM189 186V185H188ZM106 187V186H104ZM141 189L142 186H140ZM197 187V188H196ZM21 188V187H20ZM23 188V187H22ZM65 188V187H64ZM108 188V187H107ZM53 189V188H52ZM56 189V188H55ZM69 189V188H68ZM101 189V188H100ZM16 190V191H15ZM106 190V189H104ZM130 190V189H129ZM132 190V188H131ZM146 190V189H145ZM243 190V189H242ZM101 191V190H100ZM100 191L98 192V194H100ZM185 191V190H184ZM19 192V191H18ZM64 192V189L63 191ZM110 192V191H109ZM143 192V191H142ZM107 193V190H106ZM68 194V192H67ZM96 194V193H95ZM144 194V193H143ZM168 194V193H167ZM101 195V194H100ZM105 195V194H103ZM96 196V195H95ZM99 195H97L96 197H98ZM134 196V194H133ZM166 196V195H165ZM173 196V195H172ZM15 197V196H14ZM71 197V196H70ZM108 197V196H107ZM111 197V196H109ZM163 197V196H162ZM176 197V196H174ZM15 199H17L15 197ZM24 199V198H23ZM108 199V198H106ZM136 199V198H135ZM152 199V198H151ZM161 199V198H159ZM168 199V198H167ZM21 200V199H19ZM195 200V199H194ZM17 201V200H16ZM24 201H26L24 199ZM31 201V200H30ZM153 201V200H151ZM27 202V201H26ZM101 202V201H100ZM103 202V201H102ZM148 202V201H147ZM155 202V201H154ZM35 203H37L35 201ZM101 204V203H100ZM113 204V203H112ZM134 204V203H132ZM104 205V204H103ZM135 205V204H134ZM195 205V204H194ZM100 206V205H99ZM105 206V205H104ZM132 206V205H131ZM95 207V206H94ZM133 207V206H132ZM40 208V206H39ZM48 208V207H47ZM101 208V207H100ZM140 208V207H138ZM93 209V208H92ZM54 210V208H53ZM100 210V209H99ZM102 210V209H101ZM109 210V209H108ZM47 211V212H45ZM57 211V210H56ZM91 210H89L90 212ZM53 212V211H52ZM133 212V211H132ZM59 213V212H58ZM202 213V212H201ZM94 214V213H93ZM96 214V213H95ZM224 214V213H223ZM90 215V214H89ZM97 215V214H96ZM221 215V214H219ZM217 215V216H219ZM58 216V217H57ZM64 217V216H63ZM84 218V217H83ZM88 218V217H87ZM96 218V217H95ZM98 219V218H97ZM114 219V218H113ZM237 219V220H236ZM78 220V219H77ZM80 220V219H79ZM92 220V219H91ZM106 220V219H105ZM84 221V220H83ZM82 221V222H83ZM117 221V219H116ZM69 222V221H68ZM118 222V221H117ZM70 223V222H69ZM100 223V222H99ZM102 223V222H101ZM94 224V223H93ZM113 224V223H112ZM102 225V224H101ZM99 225V226H101ZM115 225V224H114ZM112 226V225H111ZM120 226V225H119ZM84 227V226H83ZM87 228V227H86ZM78 229V228H77ZM116 229V228H115ZM114 229V230H115ZM89 230H91L89 228ZM103 231V230H102ZM118 231V230H117ZM116 231V232H117ZM112 232V231H111ZM107 233V232H106ZM97 236H99V232L97 231ZM102 235V234H101ZM100 235V236H101ZM104 236V235H102ZM108 236V235H107ZM110 236V235H109ZM106 237V234H105ZM104 237V238H105ZM168 238V239H169ZM219 238H223V239H227V246L224 248H220L216 246V242L217 239ZM112 239V238H111ZM97 240V239H96ZM110 240V239H108ZM209 240V241H208ZM212 240V241H211ZM221 240V239H220ZM204 241V243H202ZM104 242V241H103ZM101 243V242H100ZM216 243V244H215ZM219 244V243H218ZM257 245L258 244V248L261 249L260 251L256 252L255 248L252 249L251 245ZM156 245V244H155ZM175 246V245H174ZM223 246V245H221ZM253 246V247H254ZM151 247V246H149ZM231 247V248H230ZM256 247V246H255ZM193 248L194 251H192L191 249ZM230 248V249H229ZM237 248V249H236ZM257 248V249H258ZM155 249V248H154ZM159 249V248H157ZM174 249V251L176 252V250ZM149 250V249H148ZM156 250V249H155ZM164 250V249H163ZM162 250V251H163ZM191 250V251H190ZM147 251V252H146ZM232 251V249H231ZM234 251V249H233ZM232 251V255L233 252ZM155 252V251H152ZM218 254L216 255L215 254ZM218 252V253H217ZM163 253V252H162ZM257 253L256 258H254L253 254ZM259 253V254H258ZM23 254V253H22ZM33 254V253H32ZM170 253H168L169 255ZM177 254V253H176ZM264 254V253H262ZM4 255V254H3ZM167 255V254H164ZM174 255V254H172ZM170 255V256H172ZM231 255V256H232ZM236 255V254H235ZM235 258H237V256ZM2 256V255H0ZM34 256V255H33ZM151 256V255H150ZM153 256V255H152ZM223 256V257H221ZM253 256V257H252ZM258 256V258H257ZM262 256V258H260ZM167 257V256H166ZM165 257V258H166ZM173 257V256H172ZM224 257V258H225ZM233 258V257H231ZM230 258V259H231ZM35 259V258H34ZM42 259V260H43ZM172 259V258H171ZM182 259V260H183ZM219 259V260H220ZM246 259V260H247ZM27 260V259H26ZM32 260V259H31ZM165 260V259H164ZM178 260H181L178 258ZM177 260V261H178ZM222 261L226 262L225 259H221ZM233 260V259H232ZM241 261V259H239ZM30 261V260H29ZM34 261V260H33ZM145 261V262H144ZM231 262V260H229ZM24 262V261H23ZM32 262V261H31ZM36 262V261H35ZM34 262V263H35ZM176 262V261H175ZM175 262H173L175 264ZM229 262V263H230ZM251 262V264H252ZM179 264H181V262H178ZM177 263V264H178ZM222 263V262H221ZM228 263V262H226ZM243 263V261L241 262ZM33 264V262H32ZM153 264V263H151ZM160 264V263H159ZM166 264V263H164ZM170 264V263H169ZM172 264V262H171ZM200 264V263H197ZM223 264V263H222ZM225 264V263H224ZM250 264V263H249ZM264 264V263H262Z\"/></svg>", "mask_w": 264, "mask_h": 264}]
</instances>
